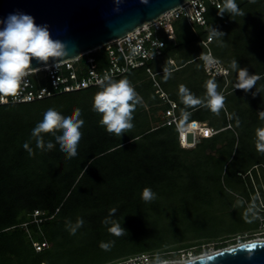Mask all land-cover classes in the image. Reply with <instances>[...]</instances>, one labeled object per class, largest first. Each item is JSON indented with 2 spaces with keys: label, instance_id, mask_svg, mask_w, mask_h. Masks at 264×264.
I'll use <instances>...</instances> for the list:
<instances>
[{
  "label": "trees",
  "instance_id": "16d2710c",
  "mask_svg": "<svg viewBox=\"0 0 264 264\" xmlns=\"http://www.w3.org/2000/svg\"><path fill=\"white\" fill-rule=\"evenodd\" d=\"M236 3L244 16H220L218 9L208 5L207 31L198 25L192 30L184 18L175 20V43H166L162 55L148 63L162 89L178 103L181 125L199 121L219 130L202 138L194 148H181L177 129L160 125L157 112L166 105L155 94L153 81L144 69L114 78H127L142 98L133 113L134 127L121 137L107 133L92 111L98 86L0 105V264H46L40 257L46 249L36 252L32 241L49 242L52 234L56 237L60 230L70 231L77 219L84 223L76 235L81 243L91 245L90 253L111 254L107 260L97 258L86 264H112L143 254H174L193 246H198L195 254H199L201 246L212 241L221 250L228 242L235 244L232 235L257 228L254 214L252 226L233 230L224 229L226 222L217 220L235 215L225 187L232 183L245 187L250 177L258 181L259 173L264 177V153L256 148L255 134L264 127L259 116L264 111V0ZM211 27L224 33L222 38L212 39L208 47L228 68L226 78L207 76L198 58L205 53L201 40L209 36ZM91 56L99 71L107 66L103 49ZM233 60L261 77L248 93L233 88ZM84 61L86 57L80 64ZM85 72H79V78ZM29 77L34 89H52L43 72ZM209 79L217 82L218 91L225 97V107L218 115L204 107L186 106L180 98L181 85L202 98ZM49 108L65 116L80 109L83 135L75 157L68 158L58 145L50 151L38 148L31 136ZM52 139L44 135L45 143ZM146 187L155 193L150 202L141 198ZM34 210L43 213L38 226L30 223ZM105 218L120 223L126 233L111 234ZM40 230L44 236L39 235ZM101 242L108 245L107 249L100 247ZM80 261L78 257L70 264Z\"/></svg>",
  "mask_w": 264,
  "mask_h": 264
},
{
  "label": "clouds",
  "instance_id": "9594fccd",
  "mask_svg": "<svg viewBox=\"0 0 264 264\" xmlns=\"http://www.w3.org/2000/svg\"><path fill=\"white\" fill-rule=\"evenodd\" d=\"M254 2V0H252ZM217 14L220 16L228 13L229 16H244L236 0H222L217 5ZM0 97L16 94L22 85L26 86V77L34 70L31 67L33 60L47 63L49 60L59 61L68 56L66 45L51 38L46 25H37L33 17L23 13L10 14L6 19L0 20ZM224 33L211 27L209 39H220ZM205 65L212 69L219 61L203 53L198 57ZM231 68L236 72V79L233 85L234 90H241L248 93L256 88L259 75L250 74L248 68L240 67L236 60L231 62ZM167 78V70H165ZM99 90L92 97V111L99 117V124L109 134L123 136L131 130L133 113L137 105L142 103V98L135 91L127 78L115 80L108 75L97 80ZM205 94L201 97L193 95L187 87L181 85L179 94L186 106L204 107L213 114L218 115L225 107V97L218 91V84L215 80L209 79L205 82ZM80 109H75L72 115H62L54 108H49L43 113V118L32 129L31 136L35 138L37 147L52 150L57 145L62 153L68 158L77 155L79 142L82 139L80 129L84 121L80 119ZM188 113H183L186 120ZM261 119H264V111L259 112ZM49 134L52 140L44 141V135ZM256 148L264 153V127L256 129ZM28 145L25 144V148ZM141 198L145 202L155 199V193L151 188H144ZM113 214L115 210H112ZM251 211V209H249ZM84 221L77 219L75 225L70 227V233L75 234L76 230L83 226ZM104 223L110 224L108 231L116 236L126 233L121 224L115 220L105 218ZM102 249L108 245L100 243ZM212 253H201L199 256L189 255L181 261V264H208ZM153 264H171L170 261L162 259L157 255Z\"/></svg>",
  "mask_w": 264,
  "mask_h": 264
},
{
  "label": "built area",
  "instance_id": "2783aa9c",
  "mask_svg": "<svg viewBox=\"0 0 264 264\" xmlns=\"http://www.w3.org/2000/svg\"><path fill=\"white\" fill-rule=\"evenodd\" d=\"M222 4V0H187L178 8L168 11L157 19L143 24L132 32L121 38L107 42L102 47L82 54L78 58L53 63L34 70L26 77L27 85H22L16 94L0 97V105L7 103H26L34 100H41L51 97L55 92H71L90 86H98L97 80L105 75L111 78H118L126 75L131 70L144 69L149 78L153 81L155 94L161 99L165 109L160 111L161 126H174L178 132V142L181 148H194L202 138H209L219 130H215L204 122L190 121L184 125L179 122L180 116L177 114V104L170 100L156 81V73L148 66V63L162 55V49L166 43H175L173 22L179 18H184L187 25L194 30L195 27H206L205 13L208 5L214 6ZM212 41L209 36L201 40L204 47ZM104 50L107 59V66L98 70L96 59L91 54ZM205 55H211L207 52ZM83 57H86L84 64H80ZM214 58V57H213ZM173 64V60H169ZM203 68L207 75L212 77L226 78L229 70L218 63L214 68L209 69L203 62ZM86 70L85 76L79 78L78 73ZM43 72L50 83L52 89L43 86L33 88L30 80L31 74ZM41 211L34 210L31 214L32 220L38 226L42 222ZM25 226V224H24ZM35 251H42L48 247L47 241H32ZM148 255H140L129 258L130 264H150ZM125 260V261H127ZM125 261L112 264H125Z\"/></svg>",
  "mask_w": 264,
  "mask_h": 264
},
{
  "label": "water",
  "instance_id": "95a60500",
  "mask_svg": "<svg viewBox=\"0 0 264 264\" xmlns=\"http://www.w3.org/2000/svg\"><path fill=\"white\" fill-rule=\"evenodd\" d=\"M187 0H0V20L23 13L46 25L53 40L66 45L68 56L46 64L33 60V70L78 58L111 40L181 6ZM2 27V25H0ZM171 264H181L173 262ZM208 264H264V240L226 247L212 253Z\"/></svg>",
  "mask_w": 264,
  "mask_h": 264
},
{
  "label": "rangeland",
  "instance_id": "374dc122",
  "mask_svg": "<svg viewBox=\"0 0 264 264\" xmlns=\"http://www.w3.org/2000/svg\"><path fill=\"white\" fill-rule=\"evenodd\" d=\"M204 28L205 31L208 30L207 27ZM207 50L208 48L205 50V52ZM253 177H250L249 182L246 180L245 187L243 184L240 188L237 186L235 187V183H232L233 186L225 187V190L229 192L228 196L232 202V208L235 215H227L217 219L219 221L223 220L226 222L227 227L224 229H239V227L242 228L249 225L252 226L253 219L251 214H254V216L258 218V226L255 230L239 231L232 235V237L235 239V244L232 245L230 244L231 242H228L227 247L264 239V177L261 173L258 174V181ZM249 209H251V211H249ZM212 216L216 217L214 213ZM22 228L30 234V231L27 230L26 227L22 226ZM76 232L75 234H71L70 231L60 230L56 237H54L52 234V240L49 242L47 241L48 247L45 248L46 250L44 249L45 251L42 254H40L41 259L44 260L46 264H70L72 259L81 257L80 263L86 264L88 261L98 260L97 258L107 260L111 256L109 252H103L97 256L94 255V253L91 254V245L85 242L81 243L79 240L80 238L78 235H76ZM39 235L44 236L42 230L39 231ZM215 245L216 242L213 241L203 244L200 248L199 254H195V251L198 250V246H193L185 250L176 251L174 254L169 252L165 254L157 253L143 255L149 256L150 264H153V261L157 255H159L162 259L170 261L171 263H178L186 259L189 255L199 256L201 253H214L219 251L216 249ZM123 260L124 259L120 260V262ZM130 263V260L125 261V264Z\"/></svg>",
  "mask_w": 264,
  "mask_h": 264
},
{
  "label": "crops",
  "instance_id": "0c3cea01",
  "mask_svg": "<svg viewBox=\"0 0 264 264\" xmlns=\"http://www.w3.org/2000/svg\"><path fill=\"white\" fill-rule=\"evenodd\" d=\"M206 48V47H205ZM208 48V50L204 53V54H206L207 52H210L211 53V55H212V52H211V50L209 49V47H207ZM206 48V49H207ZM213 56V55H212ZM214 57V56H213ZM215 58V57H214ZM216 59V58H215ZM217 60V59H216ZM218 61V60H217ZM219 63L223 66V67H225L220 61H219ZM170 64V63H169ZM173 64H174V62H173ZM173 64H171V65H173ZM202 66H203V64H202ZM226 69H228L227 67H225ZM203 70H204V68H203ZM205 72V71H204ZM205 74H206V72H205ZM207 75V74H206ZM207 76H210V75H207ZM210 77H212V76H210ZM213 78H217V77H213ZM223 78V77H222ZM157 81V80H156ZM158 82V81H157ZM160 85V84H159ZM161 87V86H160ZM161 89H162V87H161ZM163 90V89H162ZM164 91V90H163ZM165 93H166V91H164ZM166 95H167V97L169 98V96H168V94L166 93ZM170 99V98H169ZM161 100V99H160ZM170 100H172V99H170ZM172 101H174L176 104H177V107H178V103L175 101V100H172ZM162 103V102H161ZM162 105H164V104H162ZM177 110H178V108H177ZM160 111L161 110H158V117L160 118ZM178 114V113H177ZM180 116V115H179ZM160 120H161V118H160Z\"/></svg>",
  "mask_w": 264,
  "mask_h": 264
},
{
  "label": "bare ground",
  "instance_id": "6f19581e",
  "mask_svg": "<svg viewBox=\"0 0 264 264\" xmlns=\"http://www.w3.org/2000/svg\"><path fill=\"white\" fill-rule=\"evenodd\" d=\"M264 240V239H263Z\"/></svg>",
  "mask_w": 264,
  "mask_h": 264
}]
</instances>
